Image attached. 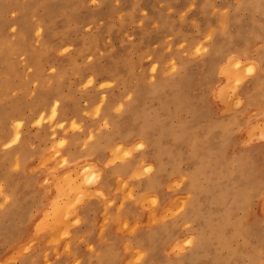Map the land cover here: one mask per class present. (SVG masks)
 Masks as SVG:
<instances>
[{"label": "rangeland", "instance_id": "rangeland-1", "mask_svg": "<svg viewBox=\"0 0 264 264\" xmlns=\"http://www.w3.org/2000/svg\"><path fill=\"white\" fill-rule=\"evenodd\" d=\"M94 121L119 136L114 160L150 138L152 161L175 178L165 190L179 191L134 264H264V0H0V264H90L74 255L76 219L67 220L90 196L97 167L56 175L69 165L60 156L69 133ZM26 163L38 176L24 185Z\"/></svg>", "mask_w": 264, "mask_h": 264}, {"label": "crops", "instance_id": "crops-1", "mask_svg": "<svg viewBox=\"0 0 264 264\" xmlns=\"http://www.w3.org/2000/svg\"><path fill=\"white\" fill-rule=\"evenodd\" d=\"M254 86L252 88H254ZM252 88H250L251 98L254 94H256V89L253 90ZM97 123L98 121H94V123L88 122L84 133L76 131L69 133L66 145L62 149V153L60 155L61 157H64L66 160H68L69 165L59 170L56 175V179H58L66 172L68 168H72L75 163L79 164L81 162H89L91 164H95L98 170V179L93 185L91 189L92 191H90V196L83 202H81V204L76 205L75 212L68 218L69 221L67 220V223H69L70 221L73 222L76 219V224L71 227L72 234L74 235L72 250H74V255L76 257L82 258V260L84 259L85 262L88 261L90 264H134L133 260L140 252L150 249L149 240L151 239V236H154L156 233H159L161 231L160 228L162 227V225L160 219L162 217V214H164L167 208L173 210L177 208V203L179 202V191H171L170 193H167L166 190L175 178H173V176H165L162 171H157L159 173L158 174L155 169V167L157 168V165L155 161H152L153 159L151 158L150 154H148V152L146 153L143 150L142 152L137 151L134 153L132 158L114 160L115 153L113 152V148L118 144L115 140H118L117 138L119 136L116 135L115 132L110 133L106 132L105 130H100L98 132ZM92 128L94 130V140L96 141H94L93 139L87 140L90 129ZM105 140L106 142H103ZM98 142L99 144L97 145ZM79 152L80 154H78ZM61 157L59 159H61ZM73 158L76 160L74 161ZM150 162L153 165L152 170L148 173H143L144 167ZM30 164L31 163H26L23 172H20V174H18L20 175V178L24 177V185L31 178H33L32 176L34 175L29 174V169L32 168ZM56 164L57 162L55 164L52 163L51 166H54ZM126 165L129 167H127ZM117 166L121 167V169ZM109 168H112V170H110ZM136 173L143 174L134 176ZM154 173L156 175H154ZM35 174H38V172H36ZM46 174V170L42 169L39 176L42 180H44ZM34 176L37 177L38 175ZM119 180H121V183L119 182ZM124 182L127 183V186L125 185V187L123 185ZM121 185L125 188V191L124 189L122 190V188L120 187ZM128 187L129 191H131V196L128 194ZM11 192L15 193V190L11 189L10 193ZM127 194L129 195V197H126ZM152 197L157 198V202L159 203L158 208H153L150 206ZM145 199H147V201ZM153 212V216H157V220L154 219L153 221H150V217L152 220L151 214ZM135 215L138 217H136ZM173 223L174 222L169 221L166 223V225H171ZM174 225H177V222H175ZM153 229H155V231ZM135 236H137L138 238ZM82 238L86 243L84 244V246L81 245V247H78L77 241L81 240ZM136 241L138 243H136ZM128 243H131V245H129ZM84 249L86 250V252L80 253L82 251H85ZM125 249L128 250L125 251ZM107 252L109 253V256ZM100 253H103L102 256ZM113 254L117 255V260L116 258H112ZM90 256H92L93 258ZM76 257L71 258L70 262H72ZM107 257H109L110 259H108Z\"/></svg>", "mask_w": 264, "mask_h": 264}, {"label": "bare ground", "instance_id": "bare-ground-1", "mask_svg": "<svg viewBox=\"0 0 264 264\" xmlns=\"http://www.w3.org/2000/svg\"><path fill=\"white\" fill-rule=\"evenodd\" d=\"M208 1H209V0H208ZM213 4H214V3H213ZM15 14H16V13H15ZM234 16H235V14H234ZM208 17H209V16H208ZM255 18H256V17H255ZM256 19H257V18H256ZM230 21H231V20H230ZM209 23H210V22H209ZM44 24H45V23H44ZM44 24H43V26H44ZM45 26H46V25H45ZM50 28H51V27H50ZM97 29H98V28H97ZM205 29H206V28H205ZM227 30H228V29H227ZM203 31H204V30H202V32H203ZM214 33L216 34V32H214ZM214 33H213V34H214ZM229 33H230V32H229ZM56 34H58V32H57ZM215 34H214V35H215ZM232 35H233V34H232ZM260 35H261V34H260ZM95 36H96V35H95ZM212 36H213V35H212ZM216 36H217V35H216ZM192 37H193V36H192ZM234 37H235V36L233 35L232 38H234ZM190 38H191V37H190ZM194 38H195V36H194ZM192 40H194V39H192ZM231 41H232V40H231ZM213 42H214V41H213ZM229 42H230V41H229ZM138 44H139V43H138ZM231 44H232V43H231ZM85 46H86V45H85ZM188 47H189V46H188ZM88 48H89V47H88ZM227 48H228V47H227ZM245 48H246V47H245ZM218 49H219V48H218V42H217V43L212 47V50H211V58H213L214 56H217V54H218V53H217ZM246 49H247V48H246ZM246 49H245V50H246ZM87 50H88V49H87ZM171 50H172V49H171ZM171 50H170V51H171ZM110 51H111V50H110ZM153 51H154V50H153ZM173 52H174V51H173ZM232 52H233V51H232ZM236 52H237V51H236ZM107 53H108V51H107ZM107 53H105V54H107ZM205 55H206V54H205ZM103 56H104V55H103ZM228 56H230V55H228ZM193 57H194V56H193ZM195 57H196V56H195ZM226 57H227V56H226ZM159 58H160V57H159ZM196 58H197V57H196ZM96 59H97V58H96ZM192 59H194V58H192ZM231 59H232V58H231ZM163 60H164V59H163ZM163 60H162V61H163ZM97 61H98V60H97ZM224 61H225V60H224ZM191 62H192V61H191ZM88 63H89V62H88ZM88 63H87V64H88ZM186 63H187V62H186ZM186 63H185V64H186ZM222 63H223V62H222ZM175 64H176V63H175ZM187 65H188V64H187ZM187 65H186V66H187ZM105 66H106V65H105ZM163 66H164V65H163ZM185 68H186V67H185ZM212 68H213V67H212ZM161 69H162V67H161ZM177 69H178V68H177ZM88 70H89V69H88ZM183 70H184V69H183ZM91 71H92V70H91ZM108 71H109V70H108ZM163 71H164V70H163ZM185 71H187V70H185ZM239 71H240V69H239ZM181 72H182V71H181ZM218 72H219V71H218ZM218 72H217V73H218ZM92 73H93V72H92ZM94 73H95V72H94ZM176 73H177V72H175V74H176ZM183 73H184V72H183ZM97 74H98V73H97ZM171 74H173V72H172ZM167 75H168V74H167ZM186 75H187V74H186ZM180 76H181V75H180ZM189 76H190V75H189ZM239 76H240V75H239ZM241 76H242V75H241ZM183 77H184V75H183ZM169 78H170V76H169ZM184 78H185V77H184ZM178 79H179V77H178ZM180 79H181V78H180ZM91 80H92V79H91ZM174 81H175V80H174V78H173V82H174ZM177 81H178V80H177ZM153 82H154V81H153ZM153 82H152V83H153ZM155 82H156V80H155ZM157 82H158V81H157ZM165 82H166V81H164V83H165ZM173 82H172V83H173ZM182 82H183V81H182ZM182 82H181V83H182ZM152 83H151V86H153ZM164 83L162 84L163 86H164ZM166 83H167V82H166ZM168 83H169V79H168ZM170 83H171V82H170ZM170 83H169V84H170ZM176 83H177V82H176ZM153 84H156V83H153ZM173 84H174V83H173ZM183 84H184V82H183ZM183 84H182V85H183ZM186 84H188V83H186ZM184 85H185V84H184ZM147 86H148V85H147ZM149 86H150V85H149ZM159 86H160V85H159ZM176 86H177V85H176ZM193 86H194V85H193ZM155 87H156V86H155ZM160 87H161V86H160ZM164 87H165V86H164ZM178 87H179V86H178ZM181 87H182V86H181ZM190 87H192V86L190 85ZM152 89H153L152 91H153V93H154V89H155V88L152 87ZM162 89H163V88H162ZM180 89H181V88H180ZM183 89H184V88H183ZM168 90H170V88H169ZM181 90H182V89H181ZM189 90H190V89H189ZM140 91H141V90H140ZM152 91H151V92H152ZM173 91H174V90H173ZM135 93H136V92H135ZM158 93H159V92H158ZM165 93H166V92H165ZM122 94H123V93H122ZM184 94H185V93H184ZM221 94H222V93H220V95H221ZM147 95H148V93H147ZM165 95H166V94H165ZM130 96H131V95H130ZM159 96H160V95H159ZM249 96H250V95H249ZM177 97H178V96H177ZM177 97H176V100H177ZM247 97H248V96H247ZM130 98H131V97H130ZM152 98H153V97H152ZM158 98H159V97H158ZM178 98H179V97H178ZM106 99H107V97H106ZM132 99H134V98H132ZM144 99H145V98H144ZM146 99H147V98H146ZM180 99H181V98H180ZM178 100H179V99H178ZM110 101H111V100H110ZM133 101H134V100H133ZM133 101H132V103H133ZM157 101H158V100H157ZM165 101H166V100H165ZM169 101H170V100H169ZM169 101H168V102H169ZM106 102H107V101H106ZM174 102H176V101H174ZM107 103H108V102H107ZM130 103H131V101H130ZM160 103H161V101H160ZM110 104H111V102H110ZM127 104H128V103H127ZM145 104H148V102H146ZM176 104H177V103H176ZM105 105L107 106L106 103L104 104V106H105ZM108 105H109V104H108ZM113 105H114V104H113ZM113 105H112V106H113ZM128 105H129V104H128ZM167 105H168V104H167ZM124 106H125V105H124ZM124 106H123V107H124ZM151 106H152V105H151ZM250 106H251V105H250ZM128 107H129V106H128ZM103 108H104V107H103ZM161 108H162V107H161ZM96 109H97V108H96ZM164 109H165V108H164ZM164 109H163V110H164ZM103 110H105V109H102V111H103ZM108 110H110V109H108ZM156 110H157V109H156ZM167 110H169V108H168ZM130 111H132V110H129V112H130ZM144 111H145V110H144ZM146 111H147V110H146ZM153 111H154V109H153ZM170 111H171V110H170ZM148 112H149V111H148ZM148 112H146V113H148ZM146 113H145V114H146ZM154 113H155V112H154ZM156 113H157V111H156ZM234 113L236 114V112H234ZM242 113H243V112H242ZM148 114H149V113H148ZM174 114H177V113H174ZM105 115H106V114H105ZM107 116H109V115L107 114ZM139 116H140V115H139ZM238 116H239V115H238ZM238 116H237V117H238ZM99 117H100V116H99ZM133 117H134V116H133ZM97 118H98V117H97ZM97 118H96V119H97ZM238 118H239V117H238ZM96 119H95V120H96ZM145 119H146V117H145ZM235 119H236V118H235ZM113 121H114V120H113ZM144 121H146V120H144ZM147 121H148V120H147ZM147 121H146V122H147ZM238 121H239V120H238ZM118 122H119V121H118ZM118 122H117V124H118ZM149 122H150V121H149ZM112 123H113V122H112ZM144 123H145V122H144ZM147 123H148V122H147ZM233 123H235V122H233ZM237 123H238V122H237ZM245 123H246V122H245ZM247 123H248V122H247ZM145 124H146V123H145ZM161 124H162V126H163V123H161ZM111 125H112V124H111ZM114 125H115V123H114ZM152 125H153V124H152ZM245 125H246V124H245ZM219 126H220V124H219ZM225 126H226V125H225ZM215 127H218V126H216V123H215ZM238 127H239V126H238ZM238 127H237V128H238ZM116 128H117V127H116ZM131 128H132V127H131ZM143 128H144V127H143ZM234 128H235V127H234ZM162 129H163V128H162ZM208 129H209V128H208ZM230 129H231V128H230ZM103 130H104V129H103ZM134 130H135V129H133L132 131L134 132ZM118 131H119V130H118ZM123 131H124V130H123ZM132 131H131V132H132ZM155 131H156V130H155ZM163 131H165V130H163ZM163 131H162V132H163ZM209 131H210V130H209ZM108 132H109V131H108ZM112 132H113V131H112ZM151 132H152V131H151ZM165 132H166V131H165ZM170 132H171V131H170ZM180 132H181V131H180ZM100 133H101V132H100ZM110 133H111V132H110ZM120 133H121V132H120ZM102 134H104V133H102ZM118 134H119V133H118ZM132 134H133V133H132ZM120 135H121V134H120ZM130 135H131V134L129 133V136H130ZM147 135H148V134H147ZM147 135H146V133L144 132V130L142 131L141 129H139V130L137 131V136H138V137H146ZM111 136H112V135H111ZM121 136H122V135H121ZM179 136H180V135H179ZM179 136H178V137H179ZM183 136H184V135H183ZM97 137H98V136H97ZM108 137H109V136H108ZM122 137H123V139H125V138H128V135H123ZM94 138H95V137H94ZM94 138H93V140H94ZM102 138H103V137H102ZM102 138H101V139H102ZM106 138H107V137H106ZM146 138H147V141H146V142H147V149H146V150L143 149V150L147 153L148 150H150V148H152V146H153V144H152L153 141H152L150 138H148V137H146ZM187 138H188V137H187ZM187 138H186V139H187ZM199 138H200V137H199ZM208 138H209V137H208ZM214 138H215V137H214ZM109 139H110V138H109ZM140 139H141V138H140ZM175 139H176V138H175ZM177 139H178V138H177ZM125 140H126V139H125ZM182 140H183V139H182ZM215 140H216V139H215ZM94 141H96V140H94ZM151 141H152V142H151ZM199 141H200V139H199ZM91 142H92V141H91ZM103 142H106V140L103 141ZM103 142H102V143H103ZM180 142H181V141H180ZM185 142H186V141H185ZM200 142H202V141H200ZM113 143H114V142H113ZM182 143H183V141H182ZM204 143H205V142H204ZM98 144H99V142L97 143V145H98ZM185 144H187V142H186ZM206 144H207V143H206ZM112 145H113V144H112ZM144 145H145V144H144ZM195 145H196V144H195ZM202 145H203V144H202ZM91 146H93V145H91ZM159 146H160V145H159ZM101 147H102V145H101ZM101 147H100V148H101ZM196 147H197V145H196ZM103 148H104V146H103ZM110 148H111V147H110ZM171 148H172V147H171ZM199 148H200V147H199ZM199 148H198V149H199ZM206 148H207V147H206ZM66 149H68V148H66ZM127 149L130 150V148H127ZM91 150H92V149H91ZM91 150H89V151H91ZM93 150H94V149H93ZM99 150H100V149H99ZM128 150H127V152H128ZM160 150H161V149H160ZM180 151H181V150H180ZM201 151H202V150H201ZM76 152H77V151H76ZM140 152H142V151L140 150ZM159 152H160V151H159ZM194 152H195V151H194ZM196 152H197V150H196ZM210 152H211V151H210ZM83 153H84V150H83ZM149 153H150V152H148V154H149ZM160 153H163V152L161 151ZM178 153H179V152H178ZM72 154H73V153H72ZM78 154H80V152H79ZM190 154H191V153H190ZM194 154H195V153H194ZM196 154H197V153H196ZM210 154H211V153H210ZM92 155H93V154H92ZM145 155H146V154H145ZM88 156H89V155H88ZM88 156H87V157H88ZM195 156H196V155H195ZM157 157H158V155H157ZM190 157H191V156H190ZM193 157H194V155H193ZM203 157H205V156H203ZM210 157H211V156H210ZM83 158H84V157H83ZM95 158H96V157H95ZM136 158H137V157H136ZM180 158H181V156L179 157V159H180ZM73 159H74V158H73ZM104 159H106V158H104ZM173 159H175V158H173ZM188 159H189V158H188ZM203 159H204V158H203ZM75 160H76V159H74V161H75ZM210 160H211V159H210ZM67 161H68V160H67ZM174 161H175V160H174ZM185 161H187V160H185ZM105 162H106V160H105ZM116 162H117V161H116ZM130 162H131V161H130ZM135 162H136V161H135ZM143 162H144V160H143ZM207 162H209V161H207ZM124 163H125V162H124ZM155 163H156V165H157V168L155 167L156 172H157V171H158V172L162 171L163 168H162V165H160V162H158L157 160H155ZM161 163H164L163 160H162ZM182 163H183V162H182ZM75 164H76V163H75ZM131 164H132V163H131ZM167 164H168V163H167ZM178 164H179V163H178ZM105 165H106V164H105ZM168 165H169V164H168ZM97 166H98V165H97ZM126 166H127V165H126ZM166 166H167V165H166ZM170 166H172V165H170ZM173 166H174V165H173ZM206 166H207V165H206ZM209 166H210V165H209ZM117 167H118V166H117ZM117 167H116V168H117ZM127 167H129V166H127ZM133 167H134V166H133ZM118 168L121 169V167H118ZM130 168H132V167H130ZM210 168H211V167H210ZM104 169H105V168H104ZM109 169H110V168H109ZM122 169H123V167H122ZM133 169H134V168H133ZM168 169H169V168H168ZM173 169H174V168H173ZM182 169H183V168H182ZM110 170H112V168H111ZM128 170H129V169H128ZM153 170H154V169H153ZM177 170H178V169H177ZM129 171H130V170H129ZM147 172H149V171H147ZM156 172H155V173H156ZM158 172H157V173H158ZM129 173H130V172H129ZM151 173H152V172H151ZM155 173H154V175H156ZM167 173H169V172H167ZM178 173H179V172H178ZM189 173H190V172H189ZM204 173H205V172H204ZM112 174H113V173H112ZM114 174H115V172H114ZM117 174H119V173H117ZM139 174H143V173H136L134 176H137V175H139ZM158 174H159V173H158ZM125 175H126V174H125ZM127 175H128V174H127ZM148 175H149V174H148ZM148 175H147V176H148ZM151 175H153V174H151ZM166 175H168V174H166ZM161 176H162V175H161ZM145 177H146V176H145ZM148 177H149V176H148ZM169 177H170V176H169ZM141 178H142V177H141ZM173 178H174V177H173ZM148 179H149V178H148ZM148 179H147V181H148ZM197 179H198V178H197ZM210 179H211V178H210ZM212 179H213V178H212ZM121 180H122V179H121ZM121 180H119L120 183H121ZM150 180H151V179H150ZM198 180H199V179H198ZM103 181H104V180H103ZM107 181H108V180H107ZM122 181H123V180H122ZM136 181H138V180H136ZM140 181H141V180H140ZM209 181H210V180H209ZM155 182H156V181H155ZM156 183H157V182H156ZM156 183H155V184H156ZM105 184H106V183H105ZM108 184H109V183H108ZM153 184H154V183H153ZM203 184H205V183H203ZM203 184H202V186H203ZM123 185H124V187H125V185L127 186V183L124 182ZM209 185H211V184H208V186H209ZM212 185H213V181H212ZM150 186H151V185H150ZM153 186H154V185H153ZM156 186H157V185H156ZM81 187H82V186H81ZM120 187L122 188V190L124 189V191H125V188H124L122 185H121ZM120 187H119V188H120ZM135 187H136V186H135ZM203 187H205V186H203ZM106 188H107V187H106ZM119 188H118V189H119ZM121 188H120V189H121ZM143 188H144V187H143ZM206 188H207V186H206ZM204 189H205V188H204ZM221 189H222V188H221ZM130 190H131V189H130ZM148 190H149V189H148ZM205 190H206V189H205ZM222 190H223V189H222ZM84 191H85V190H84ZM90 191H92V190H90ZM109 191H110V190H109ZM109 191H108V192H109ZM127 191L129 192L128 194L131 196V193H130L131 191H129V187H128V190H127ZM127 191H126V192H127ZM141 191H142V190H141ZM175 191H176V190H175ZM12 192H13V191H12ZM76 192H77V191H76ZM81 192H82V190H81ZM93 192H94V191H93ZM205 192H206V194H207V191H205ZM83 193H84L86 196H89V195L86 194V192H83ZM103 193H104V192H103ZM109 193H110V192H109ZM109 193H108V194H109ZM124 194H125V193H124ZM128 194H127L126 197H129ZM211 194H212V193H211ZM256 194H257V193H256ZM13 195H14V194H13ZM69 195H70V194H69ZM79 195H80V198H81V194H80V193H79ZM79 195H78V196H79ZM82 195H83V194H82ZM85 195H84V199H85ZM93 195H94V194H93ZM142 195H143V194H142ZM73 196H75V194H74V195L72 194V197H73ZM106 196H107V195H106ZM106 196H105V197H106ZM132 196H133V195H132ZM69 197H70V196H69ZM69 197H68V198H69ZM192 197H193V196H192ZM10 198H11V197H10ZM75 198H76V199H75ZM75 198H74V200L77 201L78 197H75ZM82 198H83V197H82ZM82 198H81V199H82ZM86 198H87V197H86ZM101 198H103V197H101ZM139 198H140V197H139ZM152 198H153V197H152ZM152 198H151V199H152ZM181 198H182V197H181ZM81 199H80V200H81ZM216 199H217V198H216ZM67 200H68V199H66V201H67ZM70 200H71V199H69L68 202H69ZM72 200H73V199H72ZM72 200H71V202H74V201H72ZM78 200H79V199H78ZM145 200L147 201V199H145ZM195 200H198V199H195ZM233 200H234V199H233ZM76 201H75V202H76ZM82 201H83V200H82ZM201 201H202V200H201ZM75 202H74V203H75ZM77 202H78V201H77ZM77 202H76V203H77ZM196 202H197V201H196ZM205 202H206V201H205ZM208 202H210V201H208ZM144 203H145V202H144ZM181 203H182L181 205H183V201H181ZM188 203H189V202H188ZM218 203H219V202H218ZM223 203H224V200H223ZM79 204H81V203H79ZM198 204H199V203H198ZM202 204H203V203H202ZM221 204H222V203H221ZM76 205H77V204H76ZM96 205H97V202H96ZM124 205H125V204H124ZM199 205H201V204H199ZM223 205H224V204H223ZM156 206H157V205H156ZM196 206H197V205H196ZM127 207H128V205H127ZM185 207H186V206H185ZM185 207H184V208H185ZM187 207H188V206H187ZM187 207H186V208H187ZM210 207H211V206H210ZM137 208H138V207H137ZM193 208H194V207H193ZM67 209H68V208H67ZM178 209L180 210L179 207H178ZM197 209H199V208H197ZM210 209H211V208H210ZM122 210H123V209H122ZM150 210H151V209H150ZM185 210L187 211V209H185ZM191 210H192V209H191ZM120 211H121V210H120ZM126 211H127V210H126ZM140 211H141V210H140ZM169 211L171 212L172 210H169ZM173 211H174V210H173ZM173 211H172V212H173ZM192 211H193V210H192ZM212 211H213V210H212ZM228 211H229V210H228ZM187 212H188V211H187ZM201 212H202V211H201ZM229 212H230V211H229ZM82 213H83V212H82ZM167 213H168V212H167ZM175 213H176V212H175ZM207 213H208V211H207ZM210 213H211V212H210ZM210 213H208V214H210ZM226 213H227V212H226ZM105 214H106V213H105ZM107 214H108V213H107ZM153 214H154V212L151 214V215H152V220H151V217H150V221H153L154 219L157 220V219H156L157 216L155 217V216H153ZM164 214H165V213H164ZM169 214H171V213H169ZM189 214H190V213H189ZM203 214H204V213H203ZM203 214H202V215H203ZM221 214H222V213H221ZM126 215H127V214H126ZM140 215H141V214H140ZM162 215H163V214H162ZM165 215H166V214H165ZM165 215H163V216H165ZM196 215H197V214H196ZM200 215H201V214H200ZM204 215H205V214H204ZM204 215H203V216H204ZM212 215H213V214H212ZM55 216H56V215H55ZM78 216H79V215H78ZM135 216H136V215H135ZM177 216H178V215H177ZM216 216H217V214H216ZM104 217H105V216H104ZM136 217H138V216H136ZM139 217H140V216H139ZM154 217H155V218H154ZM182 217H183V216H182ZM197 217H198V216H197ZM207 217H209V215H208ZM222 217H223V216H222ZM228 217H229V216H228ZM228 217H227V218H228ZM62 218H63V217H62ZM162 218H163V217H162ZM177 218H179V217H177ZM187 218H189V217H187ZM187 218H186V219H187ZM198 218H199V217H198ZM198 218H197V220H198ZM201 218H202V217H201ZM227 218H226V219H227ZM209 219H211V218H209ZM226 219H224V220H226ZM59 220L61 221V219H59ZM109 220H110V219H109ZM122 220H123V219H122ZM215 220H216V219H215ZM63 221L65 222V225H66V220H63V219H62V221H61L60 223H62ZM68 221H69V219H68ZM84 221H86V220H84ZM111 221H112V220H111ZM120 221H121V220H120ZM160 221H161V220H160ZM172 221H174V220H172ZM178 221H179V220H178ZM191 221H192V220H191ZM191 221H190V222H191ZM194 221H195V220H194ZM205 221H206V220H205ZM205 221H204V222H205ZM207 221H210V220H207ZM212 221H213V220H212ZM212 221H210V222H212ZM64 222H63V223H64ZM70 222H71V221H70ZM70 222H69V223H70ZM79 222H80V221H79ZM107 222H108V221H107ZM112 222H113V221H112ZM229 222H230V221H229ZM69 223H68V224H69ZM149 223H150V222H149ZM184 223H185V222H184ZM191 223H192V222H191ZM191 223H190V224H191ZM212 223H213V222H212ZM224 223L226 224L227 221H226V222L224 221ZM224 223H223V224H224ZM73 224H74V223H73ZM129 224H130V223H129ZM137 224H138V223H137ZM163 224H164V223H163ZM193 224H194V223H193ZM206 224H207V223H206ZM216 224H217V222H216ZM227 224H228V223H227ZM230 224H231V223H230ZM161 225H162V224H161ZM161 225H159V226H161ZM165 225H166V223H165ZM156 226H157V225H156ZM162 226H163V225H162ZM177 226H178V225H177ZM207 226H209V224L206 225V227H207ZM214 226H215V225H214ZM216 226H218V225H216ZM224 226H225V225H224ZM146 227H147V226H146ZM149 227H150V226H149ZM163 227H164V226H163ZM206 227H204V229H205ZM121 228H122V227H121ZM174 228H175V227H174ZM186 228H187V227H186ZM201 228H202V227H201ZM220 228H222V227H220ZM58 229H59V228H58ZM134 229H135V228H134ZM139 229H140V227H139ZM141 229H142V228H141ZM165 229H166V228H165ZM183 229H184V228H183ZM191 229H192V228H191ZM193 229H194V228H193ZM193 229H192V230H193ZM196 229H197V228H195V231H196ZM204 229H202V231L200 230V232H198V233H199V237L197 238V244H196V247L194 246L195 248L192 250V252H191V251H190L191 253L189 252V256L193 255L195 252H198V251L201 249L200 247H201V245L203 244V243H202V242H203V235H202V234L204 233V231H203ZM210 229L212 230V227H211ZM153 230L155 231V229H153ZM188 230H189V229H188ZM192 230H191V231H192ZM102 231H104V230H102ZM148 231H149V230H148ZM163 231H164V229H163ZM198 231H199V230H198ZM215 231H216V230H215ZM215 231H214V232H215ZM220 231H221V230H220ZM220 231H219V232H220ZM152 232H153V231H152ZM171 232H172V231H171ZM216 232H217V231H216ZM221 232H222V231H221ZM133 233H134V232H133ZM133 233H132V234H133ZM175 233H176V232H175ZM211 233H213V231H212ZM211 233H210V234H211ZM57 234H58V233H55V232H54V233H52L51 235H53V237H55V236H57ZM116 234H117V233H116ZM116 234H115V235H116ZM151 234H152V233H151ZM159 234H160V233H159ZM205 234H206V233H205ZM167 235H168V234H167ZM154 236H155V235H154ZM154 236H153V237H154ZM159 236H160V235H159ZM170 236H171V235H170ZM76 237H77V236H76ZM124 237H125V236H124ZM131 237H132V236H131ZM135 237H137V236H135ZM135 237H134V238H135ZM151 237H152V236H151ZM164 237H165V236H164ZM210 237H211V236H210ZM216 237H217V236H216ZM137 238H138V237H137ZM149 238H150V237H149ZM159 238H160V237H159ZM192 238H193V237H192ZM192 238H191V240H192ZM226 238H227V237H226ZM51 239H52V238H51ZM82 239H83V238H82ZM160 239H161V238H160ZM206 239H207V238H206ZM227 239H228V238H227ZM128 240H129V239H128ZM167 240H168V239H167ZM167 240H166V241H167ZM191 240L188 241V242H186V243H188L187 245L190 244ZM209 240H210V239H209ZM133 241H134V239H133ZM151 241H152V240H151ZM210 241H211V240H210ZM213 241H215V240H213ZM77 242H78V241H77ZM131 242H132V241H131ZM136 243H138V242L136 241ZM149 243H150V242H149ZM154 243H155V242H154ZM186 243L184 242L183 244L186 245ZM211 243H212V242H211ZM128 244H129V243H128ZM181 244H182V243H181ZM181 244H178V246L181 245ZM129 245H131V243H130ZM138 245H139V244H138ZM149 245H150V244H149ZM207 245H209V244H207ZM142 247H143V246H142ZM182 247H183V246H182ZM184 247H185V246H184ZM191 247H192V246H190V248H191ZM213 247H214V246H213ZM109 248H110V247H109ZM204 248H205V247H204ZM221 248H222V247H221ZM91 249H92V247H91ZM116 249H117V248H116ZM178 249H179V248H178ZM178 249H177V250H178ZM213 249H215V248H213ZM166 250H167V249H166ZM113 251H114V249H113ZM138 251H139V250H138ZM207 251H208V250H207ZM221 251H222V250H221ZM105 252H106V251H105ZM91 253H92V252H91ZM107 253H108V252H107ZM144 253H145V252H144ZM203 253H204V252H203ZM100 254H101V256H102L103 253H100ZM216 254H217V253H216ZM203 255H204V254H203ZM220 255H221V254H220ZM222 255H223V254H222ZM228 255H229V254H228ZM108 256H109V253H108ZM112 256H114V255H112ZM201 256H202V255H201ZM214 256H215V255H214ZM229 256H230V255H229ZM90 257H92V256H90ZM183 257H184V256H183ZM207 257H208V256H207ZM217 257H218V256H217ZM222 257H223V256H222ZM92 258H93V257H92ZM97 258H98V257H97ZM97 258H96V259H97ZM107 258L110 259L109 257H107ZM226 258H227V257H226ZM100 259H101V258H100ZM194 259H195V258H194ZM214 259H215V258H214ZM214 259H213V260H214ZM219 259H220V258H219ZM215 260H217V259H215ZM109 261H110V260H109ZM195 261H196V260H195ZM107 262H108V261H107ZM137 262H139V261H137ZM126 264H131V263H126ZM135 264H136V263H135ZM137 264H138V263H137ZM151 264H152V263H151ZM192 264H193V263H192ZM222 264H223V263H222Z\"/></svg>", "mask_w": 264, "mask_h": 264}]
</instances>
